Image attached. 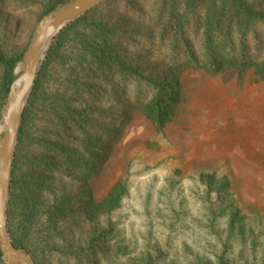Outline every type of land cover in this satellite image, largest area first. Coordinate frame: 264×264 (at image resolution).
<instances>
[{"label": "trees", "instance_id": "1", "mask_svg": "<svg viewBox=\"0 0 264 264\" xmlns=\"http://www.w3.org/2000/svg\"><path fill=\"white\" fill-rule=\"evenodd\" d=\"M69 0H33L35 26ZM264 8L247 0H108L52 40L22 115L10 185L8 233L35 264H264V224H246L225 179L202 180L205 214L190 242L183 203L129 241L113 213L128 189L97 204L88 186L137 110L162 130L179 98L178 70L254 68L264 81L257 30ZM194 46H197L194 49ZM28 42L0 27V118ZM169 59L164 76L151 57ZM219 207L213 208L210 196ZM226 201V202H225ZM184 224V225H183ZM185 227V228H184ZM0 264H5L0 252Z\"/></svg>", "mask_w": 264, "mask_h": 264}, {"label": "rangeland", "instance_id": "2", "mask_svg": "<svg viewBox=\"0 0 264 264\" xmlns=\"http://www.w3.org/2000/svg\"><path fill=\"white\" fill-rule=\"evenodd\" d=\"M25 1L0 0V27L14 34L18 45L28 42V46L38 23L33 26L35 10L23 7ZM247 1L264 8V0ZM257 34L261 51L251 54L252 60L260 61L264 26ZM168 62L163 52L153 55L154 74L166 75ZM178 76L179 98L169 122L157 130L132 110L130 122L88 186L92 199L100 204L117 184L126 185L128 192L112 217L129 241L146 232L149 220L156 224L158 214L169 215L183 203L185 212L180 213L186 228L179 229L176 246L180 250L206 213L201 199L206 177L227 181L226 199L247 225L264 224V81L252 67L210 74L186 66ZM210 201L214 209L219 207L216 195L211 194Z\"/></svg>", "mask_w": 264, "mask_h": 264}, {"label": "water", "instance_id": "3", "mask_svg": "<svg viewBox=\"0 0 264 264\" xmlns=\"http://www.w3.org/2000/svg\"><path fill=\"white\" fill-rule=\"evenodd\" d=\"M106 1L69 0L43 16L15 69L0 123V252L5 264H35L22 248L14 246L7 226L13 162L28 98L45 54L56 35L68 24Z\"/></svg>", "mask_w": 264, "mask_h": 264}]
</instances>
